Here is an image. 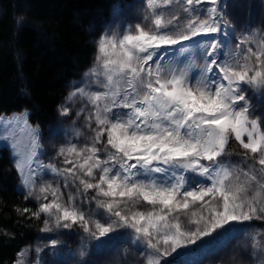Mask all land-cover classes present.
Segmentation results:
<instances>
[{
	"label": "snow or ice",
	"instance_id": "1",
	"mask_svg": "<svg viewBox=\"0 0 264 264\" xmlns=\"http://www.w3.org/2000/svg\"><path fill=\"white\" fill-rule=\"evenodd\" d=\"M222 2L147 0L149 26L137 23L122 36L98 39L96 66L85 73L89 88L75 87L67 97L91 105L87 120L95 127L90 145L60 149L68 167L36 159L37 129L25 113L0 118L6 131L17 129L24 137L21 147L12 132L11 155L25 199L39 202L31 216L47 217L41 231L79 225L99 241L130 229L134 242L148 250L146 264H162V258L203 244L234 223L264 220V111L255 115L252 103L254 95L264 98V29L259 37L250 33L240 39L235 53L223 52L220 36L229 34L232 21ZM172 5L186 17L157 11ZM197 37L204 59L198 76H191L188 67L165 68L169 47L181 45L179 50L186 51L183 42ZM70 107L61 105V115L68 116ZM232 137L258 169L224 163ZM34 163L63 176V186L70 189L67 202L59 185L38 187ZM79 198L94 201L96 208L85 211L76 203ZM29 212L24 208L21 215ZM24 256L21 250L14 264H25ZM257 260L264 264V246Z\"/></svg>",
	"mask_w": 264,
	"mask_h": 264
},
{
	"label": "rangeland",
	"instance_id": "2",
	"mask_svg": "<svg viewBox=\"0 0 264 264\" xmlns=\"http://www.w3.org/2000/svg\"><path fill=\"white\" fill-rule=\"evenodd\" d=\"M160 3V0H157ZM223 10L227 13V19L232 21L231 28L228 29L229 34L222 33L220 39L224 41L226 47L222 48L223 52L231 51L235 53L236 43L244 36L251 34L259 37L261 30L264 29V0H223ZM158 12H164L167 17L169 13L179 12L182 17L187 14L182 13L178 6H161ZM148 14L147 0H123L114 6L108 19L100 26L99 34L94 38V54L91 64L88 68L80 72L76 78L70 81L65 90L60 104L54 111L52 118L45 121H34L30 119L27 108H20L9 112L0 111V118L10 119L20 113H25L29 125L37 129V139L40 148L37 149L36 159L42 165H54L63 169L68 167L64 163V156L59 155L61 148H67L71 144H75L78 148L91 144L92 128L95 124H90L87 120L91 105L81 102L78 99L68 101L67 97L75 87L89 88L88 77L85 73L96 66L95 56L97 53V42L102 35H111L115 33L122 36L130 27L134 28L137 23L144 26L150 25V19L145 20ZM183 22V21H182ZM185 41L182 46L186 51L181 52V45L171 46L168 54L164 59L165 68L169 65L172 67H188L191 76H198L201 66L204 64L202 53L196 47V40ZM255 47V45H253ZM227 59V57H224ZM92 89L95 85L91 86ZM252 95V90H250ZM252 103L256 106L255 115H259L264 111V98L258 94L252 96ZM71 105L68 116L61 115V105ZM81 108L88 111L81 112ZM80 113V115H77ZM17 132L18 143L23 147L24 137L19 134L17 129L5 130V126L0 122V155L9 158L11 164L15 157L11 155L14 151L11 147L12 132ZM7 136L8 139L4 137ZM246 139V138H245ZM227 155L223 157L226 165L249 171L252 166L256 169L259 165L251 157L245 155V150L234 137L230 138L227 145ZM82 162V161H81ZM207 163V162H205ZM14 167V166H13ZM37 170V185L52 184L53 187L60 186L63 199L67 202V193L69 188L63 186V176L53 174L48 168H40L35 163L33 165ZM6 173H8L6 171ZM190 179L203 181V178L195 176L192 173L186 174ZM17 190L24 195L26 190L23 189L20 178L16 172ZM78 184V181H76ZM38 190V189H37ZM73 192L75 189H71ZM90 195H95L90 190ZM51 199V197H49ZM26 200V199H25ZM33 206L31 212L37 211L39 202L35 199L26 200ZM83 201V202H82ZM76 203L85 211L90 208L95 209V202L89 203L84 198L77 199ZM143 210V209H142ZM33 218V222L37 224V231L31 241L25 243L17 252L23 250L25 252V264H139L141 260L145 261L146 257L143 253L147 252V248L143 244L134 242V236L130 229H118L116 233L111 234L109 239L101 238L99 241L93 239L89 234L85 233L79 225H74L71 229L53 228L50 232H43L44 220L47 218L43 214L40 219ZM184 223L187 224V218L182 216ZM53 241H56L53 246ZM260 246H264V220H253L244 222L243 224L234 223L227 230H220L218 234H214L212 239H205L203 244L189 246L188 250L180 255L175 253L162 258V264H259L257 256ZM17 254L13 261L18 258Z\"/></svg>",
	"mask_w": 264,
	"mask_h": 264
},
{
	"label": "trees",
	"instance_id": "3",
	"mask_svg": "<svg viewBox=\"0 0 264 264\" xmlns=\"http://www.w3.org/2000/svg\"><path fill=\"white\" fill-rule=\"evenodd\" d=\"M123 0H0V111L30 109L50 120L67 84L89 67L94 38ZM0 155V264L13 263L37 231L33 206L16 188V170ZM6 171L8 173H6Z\"/></svg>",
	"mask_w": 264,
	"mask_h": 264
}]
</instances>
